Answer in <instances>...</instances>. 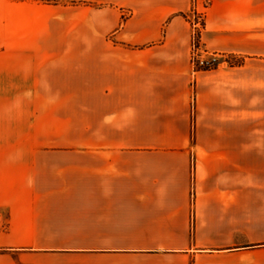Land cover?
Returning <instances> with one entry per match:
<instances>
[{"label": "crops", "instance_id": "0c3cea01", "mask_svg": "<svg viewBox=\"0 0 264 264\" xmlns=\"http://www.w3.org/2000/svg\"><path fill=\"white\" fill-rule=\"evenodd\" d=\"M0 264H264V0H0Z\"/></svg>", "mask_w": 264, "mask_h": 264}, {"label": "built area", "instance_id": "2783aa9c", "mask_svg": "<svg viewBox=\"0 0 264 264\" xmlns=\"http://www.w3.org/2000/svg\"><path fill=\"white\" fill-rule=\"evenodd\" d=\"M192 25L191 63L194 72L210 70L226 64H237L239 60L224 53L211 52L201 44V34L205 27V12L193 8L188 15Z\"/></svg>", "mask_w": 264, "mask_h": 264}]
</instances>
